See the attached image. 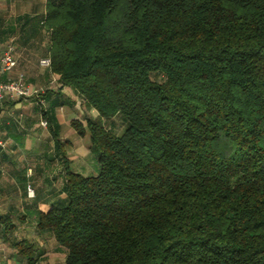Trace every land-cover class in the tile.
Returning a JSON list of instances; mask_svg holds the SVG:
<instances>
[{
    "label": "trees",
    "instance_id": "obj_1",
    "mask_svg": "<svg viewBox=\"0 0 264 264\" xmlns=\"http://www.w3.org/2000/svg\"><path fill=\"white\" fill-rule=\"evenodd\" d=\"M43 22L51 72L97 112L71 121L96 174L66 169L36 212L64 264H264V0H47Z\"/></svg>",
    "mask_w": 264,
    "mask_h": 264
},
{
    "label": "crops",
    "instance_id": "obj_2",
    "mask_svg": "<svg viewBox=\"0 0 264 264\" xmlns=\"http://www.w3.org/2000/svg\"><path fill=\"white\" fill-rule=\"evenodd\" d=\"M47 0H0V47L15 48V68L0 82L23 75L30 96L5 94L0 101V264H28L15 245L34 244L32 264H64L65 254L48 232L36 226V212L47 213L66 198V169L96 174L88 135L80 136L72 120L85 124L97 112L85 106L59 76L40 64L48 57L49 31L44 25ZM53 111L59 130L57 142L42 112ZM46 121V120H45ZM31 187L33 195L27 188ZM3 220L12 229L3 234Z\"/></svg>",
    "mask_w": 264,
    "mask_h": 264
},
{
    "label": "built area",
    "instance_id": "obj_3",
    "mask_svg": "<svg viewBox=\"0 0 264 264\" xmlns=\"http://www.w3.org/2000/svg\"><path fill=\"white\" fill-rule=\"evenodd\" d=\"M15 48L9 43L3 47H0V77L3 74L11 72L16 66ZM40 64L46 67H50V58L46 57L40 60ZM5 94L10 96H30L32 93L28 86L24 82L23 75H18L15 79H9L6 82H0V101ZM43 126L47 125L45 120L41 121ZM28 194L33 195L31 187L27 188Z\"/></svg>",
    "mask_w": 264,
    "mask_h": 264
},
{
    "label": "rangeland",
    "instance_id": "obj_4",
    "mask_svg": "<svg viewBox=\"0 0 264 264\" xmlns=\"http://www.w3.org/2000/svg\"><path fill=\"white\" fill-rule=\"evenodd\" d=\"M152 78L154 80H156V81H159L161 79V76L160 75H156V76L154 75V76H152ZM110 125L112 126V128L114 129V131L116 133H118V134H121L122 131L124 130V124L122 122H120V120H118V119L112 121V123L110 121H108L107 122V126H110ZM90 154H91V152H90ZM86 174L89 175V172L86 173Z\"/></svg>",
    "mask_w": 264,
    "mask_h": 264
}]
</instances>
